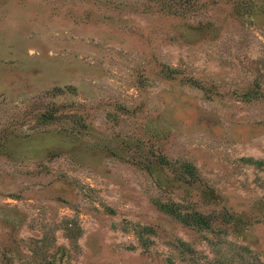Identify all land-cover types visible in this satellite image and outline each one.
I'll use <instances>...</instances> for the list:
<instances>
[{
  "label": "rangeland",
  "instance_id": "374dc122",
  "mask_svg": "<svg viewBox=\"0 0 264 264\" xmlns=\"http://www.w3.org/2000/svg\"><path fill=\"white\" fill-rule=\"evenodd\" d=\"M0 264H264V0H0Z\"/></svg>",
  "mask_w": 264,
  "mask_h": 264
},
{
  "label": "trees",
  "instance_id": "16d2710c",
  "mask_svg": "<svg viewBox=\"0 0 264 264\" xmlns=\"http://www.w3.org/2000/svg\"><path fill=\"white\" fill-rule=\"evenodd\" d=\"M54 91L62 92V91H64V88L56 87V88H54ZM199 219H200V222L204 221V219H202V218H199Z\"/></svg>",
  "mask_w": 264,
  "mask_h": 264
}]
</instances>
